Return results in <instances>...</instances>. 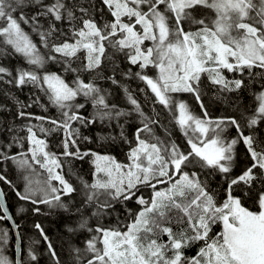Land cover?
Here are the masks:
<instances>
[{
	"label": "snow or ice",
	"instance_id": "1",
	"mask_svg": "<svg viewBox=\"0 0 264 264\" xmlns=\"http://www.w3.org/2000/svg\"><path fill=\"white\" fill-rule=\"evenodd\" d=\"M101 5L107 8L110 20L97 18V13L104 14ZM24 7L34 12L26 14ZM23 25L39 37V43ZM41 46L48 50L47 55ZM17 57L21 66L5 64ZM121 59L130 66L126 71L120 68ZM77 61L78 66L73 67ZM49 63L61 64L63 73L74 76L65 79L61 73L48 70ZM133 67L137 71L133 72ZM149 69L155 70L154 76L149 75ZM254 69L264 70V0H0V81L7 76L10 79L6 83L18 89H39L62 117L36 116L23 110L37 104L47 111L39 97L28 104L17 100L21 109L17 118L42 123L26 126L30 159L28 153H20L18 159L0 150V163L11 160L30 173L35 171L34 164L45 170L47 178L43 180L24 176L25 193L16 192L20 200L36 206L34 212H40L41 204L71 212V197L78 189L63 174L60 156L47 150L46 139L34 128L45 136L63 130L61 156L81 161L92 158L93 180L81 178L83 199L74 206L82 221L79 227L90 233L83 248L72 249L77 264H264V141L257 143L254 132H244L245 127L254 129L264 123V91L255 94L256 106L243 126L233 116L212 118L201 98L202 78L220 93H238L247 87L245 74L264 77V71ZM225 72L237 73L240 78H229ZM85 73L92 75L86 79ZM117 74L135 77L147 85L156 102L173 113L187 148L182 149L172 138L159 113L152 116L143 111ZM99 80L122 87L132 111L111 103V92L102 88ZM177 93H191L201 114H195L186 102H177ZM81 97L84 102H77ZM88 103L95 109L91 117L80 112ZM133 112L139 117V126L127 163L90 149L81 150L77 143L80 129L74 128L73 122L87 127L98 120L119 121ZM43 122L53 127L45 128ZM119 127V139L131 145L123 125ZM230 127L236 129V136L228 139L225 133ZM6 132H13V127L0 125V135ZM20 139L13 136L6 147L11 149ZM241 143L251 164L233 176L237 145ZM190 167L208 170V176L219 174L227 183L225 198L218 201L208 181L198 171H189ZM0 181L11 184L2 174ZM142 188L152 190L149 198L138 195ZM4 196L0 189L4 213L0 220L11 221L19 235L20 226L8 214ZM64 197H69V203ZM133 198L139 205L137 210L127 206ZM245 198L254 200L256 210L244 205ZM117 204L126 212L123 219L118 217L114 225L101 223L116 211ZM89 211L90 216H86ZM91 217L97 218L95 227L88 225ZM217 224L222 227L214 233ZM34 227L45 241L49 240L39 223ZM8 242V230L0 229V264H24L23 259L13 262L5 254ZM197 244L195 255L185 254ZM47 246L56 258L52 244ZM28 256L33 262L38 260L31 248ZM56 264H60L58 258Z\"/></svg>",
	"mask_w": 264,
	"mask_h": 264
},
{
	"label": "trees",
	"instance_id": "2",
	"mask_svg": "<svg viewBox=\"0 0 264 264\" xmlns=\"http://www.w3.org/2000/svg\"><path fill=\"white\" fill-rule=\"evenodd\" d=\"M96 2L99 3V0H96ZM101 7L104 9V14L100 15L97 13V18L101 21L110 20L111 16L107 12V8L102 5ZM23 10L26 14H32L34 12L33 8L28 7H24ZM31 35L33 40L39 43V37L33 34ZM41 52L47 55L48 50L41 46ZM109 52H111V49H109ZM5 64L9 67H19L21 66V61L17 57L6 60ZM78 64L79 61L75 62L73 67H77ZM119 64L120 68L125 71L128 67H130L123 59L119 61ZM46 67L50 71L61 73L65 79L70 80L74 76L72 73H63L61 64L49 63ZM136 70L137 68H132L133 72ZM253 71L259 72L264 70L254 69ZM148 72L149 75H155V70L153 69H149ZM108 74L110 73H105V75ZM91 75L92 74L90 73H85L84 77L87 79ZM226 76L229 78H240L239 74L237 73H226ZM8 79L10 78L4 76L3 81H0V105L4 107V110L0 111V125H3L5 128H7L8 125L13 127V132H6L3 135H0V150L7 152V143H11L12 137L17 136V132L19 131L18 129L21 124L24 125L29 121V119L26 118H17L16 113L18 110H21L17 100L28 104L31 103L36 97H39L40 103L47 106V111L37 104H32L30 108L23 110L33 113L34 115L47 116L53 119H62L59 109L50 104L44 92L32 86H26L23 89H18L14 85L7 84L6 81ZM117 79L121 81V85H126L128 87L129 91L132 92L133 96L141 104V107L146 114L155 116L156 113H159L161 124L168 128V130L172 133V138L181 145L182 149L188 147L186 138L182 134V130L172 119L173 113H170L162 105L156 102L154 94L151 93V90L143 81L135 77L125 78L120 74H117ZM202 80L203 83L201 85V98L205 106L208 108L210 116L212 118L233 116L240 120L242 126L246 123V118L251 117L253 114L254 108L256 106L255 94L264 91V77L260 75L250 78L247 74H245L244 80L247 87L238 93H220L218 92V89L211 85L206 78H202ZM97 82L102 88H106L111 92V96L109 97L111 103H115L121 109L132 111L133 106L128 102L122 87L113 85L108 80H99ZM141 89H143V91H141ZM174 96L177 102L184 101L189 105L190 109L195 114H201L199 104L191 93H177L174 94ZM77 102H81V99H78ZM126 106H129V108ZM153 108H155V111H153ZM92 115H95V109L91 111V116ZM119 125H123V131L130 141V139L134 137L136 128L139 126V117L135 112H133L131 116L120 117L119 121L113 119L110 122L105 121L104 123H100L98 120L95 124L88 125L87 127L82 126V136L89 137L90 139L83 140V142L79 141L81 150L87 147L90 150L99 151L102 155L114 156L119 162L127 163V153L130 150L127 149L129 143L119 139V134L121 131ZM157 131L158 134H162L163 132V130L159 128ZM244 132L245 135L253 134L254 132L257 143L264 141V123L258 124L254 129L245 127ZM225 135L228 139L233 138L236 136V129L230 127ZM110 136H115L117 139L114 141L107 139V137ZM132 146H135V141L131 147ZM60 154V152L57 153V156H60L61 163L64 165L63 174L65 175L66 179H68L78 189V191L71 197L72 203L69 205L72 208L71 212H65L61 208L50 207L44 204L38 205L40 208L39 213L34 212L33 208L36 206L32 205L30 201L20 200L16 195L17 191L24 194L23 189L26 187L25 180L23 179L24 176L16 175L18 173L12 169V167L6 168L7 171H5L3 168L5 167L6 163L0 164V174L4 173L10 178V181L13 182L12 185V183L7 184L3 181H0L1 186L5 191L9 206L15 215L17 223L20 226L19 229L22 235V259L24 264H56L48 250L47 245L49 242L52 244L53 249L56 251V254H58L59 258L73 259L75 260L73 264H77L75 254L73 253L72 249L80 248L85 229H81L79 227V224L82 221L80 218V213L75 212L74 206L79 205L83 199L82 193L84 189L81 183V178L91 182L93 180L92 173L94 166L91 163V157H87L81 161L70 157H63ZM250 164L251 160L246 151L245 145H243V143L238 144L237 164L233 169L232 175H239L242 170L247 166H250ZM57 171H60V169H57ZM189 171H198L201 175V178L208 181L210 188L216 193L218 201H222L225 198V189L227 188V183L219 174L208 176V170H200L198 167H190ZM52 183L58 185V182L56 181H53ZM164 187H166V185H158V188ZM241 187L244 186L241 185ZM151 191L152 190L149 188H142L138 195L142 194L145 198H149L151 196ZM236 194H239V190H237ZM63 199L65 203H69V197H64ZM243 203L251 210H256V205L253 199L245 198ZM127 206L133 210H137L139 208V205L135 203V198H133V201L128 202ZM20 208H24L25 211L20 213L18 211ZM85 215L90 216V211L86 212ZM125 215L126 212L124 211L123 207L117 204L116 211L112 212L111 215L107 217L109 218L110 222L113 223L112 225H114L118 217L123 219ZM90 219H96V217H91ZM104 219L105 218H102V220ZM36 223H39L43 227L45 234L49 237L48 241H45L39 231L34 227ZM221 227V225L217 224L213 228V232L215 233L220 231ZM69 228L75 229V231H69ZM0 229L8 230V235L10 237L9 250L12 253V244L15 243V239L7 220L0 222ZM199 246L200 244L194 245L193 247L187 249L185 254L188 256L195 255ZM29 248L34 251L36 250L38 257L37 261L33 262L30 260L28 256ZM11 253H9L11 255V259L13 262H15V257L13 256V253ZM81 264H83V261H81Z\"/></svg>",
	"mask_w": 264,
	"mask_h": 264
},
{
	"label": "bare ground",
	"instance_id": "3",
	"mask_svg": "<svg viewBox=\"0 0 264 264\" xmlns=\"http://www.w3.org/2000/svg\"><path fill=\"white\" fill-rule=\"evenodd\" d=\"M28 8H30V7H28ZM23 27L25 28V30L26 31H28V32H30L31 33V29H30V27L29 26H27V25H23ZM31 34H33V35H35L34 33H31ZM81 55H82V53H81ZM137 71V70H136ZM78 99H81V102L80 103H83L84 101H83V98L81 97V98H78ZM127 108H129V106H126ZM94 108L92 107V105L90 104V103H88V104H86V106H85V108L84 109H81L80 110V112L84 115V116H88V117H91V111L93 110ZM36 116H42V115H36ZM42 122L41 121H38V120H35V119H31V120H29L27 123H25L24 125H22L21 124V126L19 127V131L17 132V136L16 137H18V138H22V139H20V140H18V142H16V143H14V145L11 147V149H8V155H17V158L19 159V158H21L20 156H19V154L20 153H28V157H29V159H30V156H31V153L29 152V149H30V147H31V145L29 144V142L27 141V139H26V137H27V135H28V133H27V131H26V126L28 125V124H32V125H40ZM43 126L45 127V128H51V127H53L51 124H49V123H47V122H43ZM72 126L74 127V128H79L80 129V139L77 141V143L79 144V141L81 142H83V131H82V125L77 121V122H73V124H72ZM83 127H85V126H83ZM34 131H36L37 132V135L40 137V138H42V139H46V141H47V144H48V148H47V150L48 151H50V152H54V153H62L63 152V150H62V140H63V138H64V133H63V130L61 129V130H59V131H56V132H52L50 135H47V136H45L44 134H42V133H40L39 132V130H38V128H34ZM130 141H132V144L131 145H133V143H134V137L133 138H131L130 139ZM21 143L23 144V147H21L20 145H21ZM131 145L129 144L128 145V147H127V149L129 150L130 149V147H131ZM80 146V145H79ZM83 150H89L87 147L86 148H84ZM93 151V150H92ZM95 152H97V153H100L99 151H95ZM4 163H6L5 164V167L3 168V170L5 169V171H7V169L6 168H8V167H12V169H14L18 174H16V175H22V176H26V175H31V174H33V173H37V174H39V179L40 180H43L42 178H44L45 177V175L47 174L46 172H45V170L44 169H42L39 165H35L34 164V168H35V171L34 172H29V170H27V169H21V168H19L17 165H16V163L15 162H13V161H11V160H9V161H5V162H2V163H0V164H4ZM34 163V162H33ZM0 168H1V166H0ZM2 175H4L5 177H6V180L7 181H10V178L7 176V175H5L4 173L2 174ZM21 176V177H22ZM4 182V181H3ZM4 183H6V182H4ZM12 183V185H13V182H11ZM8 184V183H7ZM26 184H27V182L25 181V186H26ZM0 186H1V183H0ZM1 188H2V186H1ZM26 188V187H25ZM24 188V189H25ZM3 189V188H2ZM23 189V193H25V190ZM3 191H4V189H3ZM4 193H5V191H4ZM4 198H5V206H6V208L9 210V213L12 215V217H13V219L16 221V219H15V215H14V213L12 212V210H11V208H10V206H9V203H8V200H7V198H6V194H5V196H4ZM57 208V207H56ZM59 208V207H58ZM0 215H4V213H3V209H0ZM96 220H97V218L96 219H89V221H88V225L90 226V227H95V225H96ZM1 221H4V220H0V222ZM8 221V223H9V225H10V227H11V229H12V232H13V228H12V225H11V222L9 221V220H7ZM101 223H103V224H106V225H112L113 223H111L110 222V220H109V218L108 217H106L104 220H102L101 219V221H100ZM16 223H17V221H16ZM18 224V223H17ZM19 225V224H18ZM19 234H20V237H21V254H22V235H21V232H20V229H19ZM13 235H14V232H13ZM90 235V233H88L86 230H85V233H84V236H83V241H82V243H81V245H80V248H83L84 247V241H85V239L88 237ZM14 239H15V236H14ZM12 247H13V250H12V253H13V256L14 257H16V241H15V243L14 244H12ZM7 248H8V252L9 253H11L10 252V243H8V245H7ZM33 252L37 255V252H36V250L34 251L33 250ZM11 253V254H12ZM59 259V262H60V264H73L74 262H75V260H73V259H61V258H59V256H58V254H57V256H56V258H53L54 259V261H55V263H56V259Z\"/></svg>",
	"mask_w": 264,
	"mask_h": 264
},
{
	"label": "water",
	"instance_id": "4",
	"mask_svg": "<svg viewBox=\"0 0 264 264\" xmlns=\"http://www.w3.org/2000/svg\"><path fill=\"white\" fill-rule=\"evenodd\" d=\"M0 189H2L1 188V186H0ZM4 206H5V198H4ZM6 207V206H5ZM8 214H10L9 212H8ZM11 215V214H10ZM12 216V215H11ZM14 220V219H13ZM15 221V220H14ZM11 222V221H10ZM15 223H16V221H15ZM17 224V223H16ZM11 225H12V222H11ZM12 228H13V226H12ZM13 232H14V236H15V241H16V257H15V259L17 260V259H22V254H21V237H20V234L19 235H17L16 234V232H17V230H14L13 229ZM18 232H19V229H18ZM17 246H19V248L17 247Z\"/></svg>",
	"mask_w": 264,
	"mask_h": 264
},
{
	"label": "rangeland",
	"instance_id": "5",
	"mask_svg": "<svg viewBox=\"0 0 264 264\" xmlns=\"http://www.w3.org/2000/svg\"><path fill=\"white\" fill-rule=\"evenodd\" d=\"M226 75V74H225ZM31 176V178L33 179V180H35V179H39L38 177H39V174H37V173H33V174H31L30 175ZM47 178V174L45 175V177L44 178H42V179H46ZM55 184V183H54ZM56 185V184H55ZM9 239H10V237H9ZM9 243V242H8ZM8 245V244H7ZM5 254L11 259V255L9 254V252H8V248H7V246L5 247Z\"/></svg>",
	"mask_w": 264,
	"mask_h": 264
}]
</instances>
